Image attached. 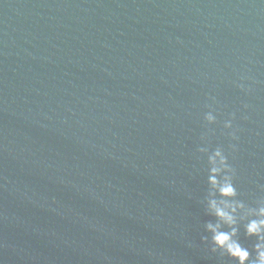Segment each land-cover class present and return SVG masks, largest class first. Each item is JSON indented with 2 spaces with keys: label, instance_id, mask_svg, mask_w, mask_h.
<instances>
[{
  "label": "water",
  "instance_id": "obj_1",
  "mask_svg": "<svg viewBox=\"0 0 264 264\" xmlns=\"http://www.w3.org/2000/svg\"><path fill=\"white\" fill-rule=\"evenodd\" d=\"M201 146L264 198V0H0V264H235Z\"/></svg>",
  "mask_w": 264,
  "mask_h": 264
},
{
  "label": "clouds",
  "instance_id": "obj_2",
  "mask_svg": "<svg viewBox=\"0 0 264 264\" xmlns=\"http://www.w3.org/2000/svg\"><path fill=\"white\" fill-rule=\"evenodd\" d=\"M239 87L244 86L241 84ZM204 119L208 124H212L216 122V115L213 111H208L204 114ZM223 127L232 129V119L225 120ZM229 135L236 139L235 131ZM231 147L235 149L236 146ZM198 151L208 153L207 162L210 167L207 177L209 191L206 197V211L215 218L205 224V232L208 235L202 239L209 244L212 252L227 255L235 264H264V198L258 199L255 207H250L237 198L235 169L229 164L228 156L222 147L217 146L209 152L208 147L201 146ZM241 227L245 236L255 237L252 252L239 240Z\"/></svg>",
  "mask_w": 264,
  "mask_h": 264
}]
</instances>
